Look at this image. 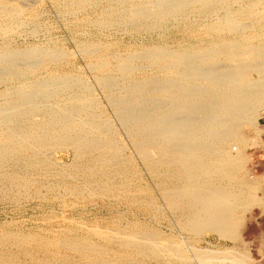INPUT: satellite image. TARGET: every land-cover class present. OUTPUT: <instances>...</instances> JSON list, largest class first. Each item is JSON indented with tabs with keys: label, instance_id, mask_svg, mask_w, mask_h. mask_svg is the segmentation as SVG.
<instances>
[{
	"label": "bare ground",
	"instance_id": "bare-ground-1",
	"mask_svg": "<svg viewBox=\"0 0 264 264\" xmlns=\"http://www.w3.org/2000/svg\"><path fill=\"white\" fill-rule=\"evenodd\" d=\"M85 1L86 0H81V3H84ZM188 1L189 0H158V2H156L155 6L153 7L143 5L134 9V7H132L134 5L133 4L131 6L132 9L130 10L132 11L131 14L134 18H143L148 20L153 17H160L163 19L164 17H167V11L173 9L171 10L172 12L174 9H178L180 7L183 8L182 6L185 4L187 5ZM197 1L200 2L202 0H192L191 2L197 3ZM211 2H213L212 5L215 6H221L222 3L221 0H211ZM211 2L208 3L210 4ZM19 4L17 2L13 4L9 3V1L7 2V0H0V15L2 17H9L8 15H10V17L11 15H19L22 11L20 6L22 3L20 5ZM205 4L203 3L202 5L204 6ZM185 7L187 8V6H184V8ZM237 9H239V7H237ZM122 10H125V8ZM230 11H227L225 17L223 18V27H225L227 30H230V32L234 35L240 34L239 32L241 31L242 25L237 24L239 22H236V18L234 19L235 16L233 17L232 15L233 12L231 13ZM125 12L126 11L123 13ZM184 13L186 12H183V14ZM208 14L211 13L208 12ZM170 16L173 15L171 14ZM12 17L10 19H12ZM253 20L255 19L253 18ZM259 20L261 19H258L257 21ZM4 22L3 26L1 24L2 22L0 23V34H3V37L9 36L15 30L14 26L12 25L13 22L7 23V25L5 24L6 26H4ZM113 22H115V20ZM153 23H155V21ZM99 25L101 26V23ZM17 27L16 30L20 28V25L18 28ZM253 28L255 29V26ZM34 30H36V28ZM207 36L208 35L206 34V37ZM201 38H203V36ZM247 41L248 40L245 42ZM224 44L226 45L227 43ZM210 46L212 47V45ZM156 47L154 49H151L153 47L146 48L151 50L144 52L143 55L137 54L135 52L134 53L136 55H133V53L131 54L132 56L125 54L127 55V58L124 57L125 59L123 58L118 60L119 62H117V64L115 66L113 65L112 67L113 69L114 67L116 68V71L120 76L107 75L106 73L108 72H106L105 74L98 76V82L106 93V100L114 109V116L116 120L121 124L124 130L127 131L135 155L138 156V159L141 158L143 160L150 175L155 179L156 185L158 184L160 188L159 190L161 191V196L163 197L162 199L165 200L171 210L181 213L182 220H187V222L184 224V227L189 233L193 234V238L197 240L199 238L201 239L203 234L208 231L216 233L223 239L228 237L235 238L237 234L236 230L241 223L239 216L240 213L237 214V210H243L244 208L246 209V207L251 202L253 204L258 203L257 196H254V194L251 193L248 194L247 192V194H245L243 187H249L248 189H250V186H247L244 182H242L243 180L241 181L240 177L238 176L239 171L243 167L245 158H242L240 155H232V151L239 150L237 147H235L237 143L243 144L249 142V140L247 141L242 139L244 136L241 138L240 128L244 124H249L250 126L252 124L256 125L257 123L255 124V122L261 116L262 109H264V50L261 52L255 50V48L243 51L240 44L238 45V43H235L234 40L223 47V49L213 48L211 50L209 49L210 52L208 49L206 52H204V50H188L186 47L187 50L185 48L186 51H183V49V52L181 53L177 51L175 52L174 50L176 48H174V53L167 51L166 46V50L162 47V45V48ZM39 49H41L40 46L38 49L30 48L26 50L21 49V51L8 50L5 53L3 52V54L0 55V62L1 64L4 63V65L3 67H0V74L6 73V76L7 74L9 77L13 76L12 73L15 69L14 67L20 62L23 63H20L23 66L25 64L32 67L38 64H45L49 61L54 62L58 58L57 52L52 53L51 49V52H49V50L46 52L44 49H42L43 51ZM99 49L100 48L98 47H88L83 49V51L87 55H94L99 51ZM79 52H81V50H79ZM66 55L64 54L63 57H66ZM219 55H225L229 57L230 62L226 64L223 62L220 63L221 61L219 62V58L217 60V56ZM69 56L71 57L70 54ZM109 56L111 57L110 54ZM140 58H142L144 61L146 60L151 65L156 64L155 66H157V69H159V74L162 73V75L134 79L135 76L133 77V73L137 69L141 68V66H135L134 62ZM91 61L92 65H90V63L89 66L94 67L93 71H95V69L98 70V74H100L99 71H106L103 70V64L105 63L100 64L94 62L93 60ZM141 64L142 63H140V65ZM17 68L19 69L20 67ZM66 73L67 75L65 73L58 74L56 72H52L48 74L47 77L43 76V78H40L39 80L21 83L19 86L17 84V88L7 91L4 94L6 96L8 95V97L10 96V98L6 100L4 106L0 108V116L2 118L0 120V185L3 183V185H5L10 191H13V189H16L17 191L23 189L27 192L28 180L30 179L27 178L28 174L31 172H40V169H42L45 165L47 166L52 161L54 164L59 163L58 157L56 156L58 150L61 152L70 151L69 153L73 154L77 164V166L73 168L75 173L86 168L89 173L96 174L99 171H105L106 168L110 167L111 164L119 166V172L116 170L115 171L118 172V175L122 178L120 179L123 181V184L127 183V180L131 178L129 176L133 175L132 172L130 173L132 169L131 159H127L123 156L122 151L124 148L120 146L122 143L119 145V143L116 141L115 137L117 132L114 129V125L109 120L110 118L108 119L107 116L100 112L101 110L99 111V108L97 110L95 107L96 105H94L95 98L92 99V97L88 95V88L84 82L77 80L75 78L77 76L71 77L70 75L68 76V72ZM15 76L17 77L16 74ZM81 76L82 75H80V77ZM121 92H123V94H121ZM6 96L4 97L6 98ZM91 108L94 109L93 112L90 110ZM83 113L86 114L87 118L84 116L86 121L84 123H80L81 120L79 117ZM234 142H237L235 146ZM253 142L256 144L255 140ZM229 147H231L230 150L227 149ZM97 165H99L100 168L97 169ZM111 168L112 167H110V169ZM18 169H24V171L18 173ZM113 174L115 175L116 173ZM111 181L113 180H110V182ZM103 183L107 182L103 181ZM94 184L97 183L95 182ZM116 186L118 187L119 185ZM111 188L102 189V193L109 192L114 198H117L116 200L130 199L132 200V203L138 206H154L153 202L151 201L138 199L145 193V190L143 187L139 186V184H133L132 187L120 189ZM61 190H63V188ZM65 191L66 193L72 195H79L87 192L86 188L84 187L75 189L67 188ZM252 191L253 190H251V192ZM19 192L20 191H18V193ZM19 194L21 195V192ZM64 195L65 194H61L57 197L60 198ZM259 203H261V201H259ZM181 222L182 221H180L179 228L185 231L186 229L181 226ZM80 226L84 227L82 225ZM88 228L89 231L86 232L87 235H84L80 238L78 237L79 239L77 237V239H75L76 235L74 236V239L72 237V239H64L58 237L57 235L55 237L52 236L51 238L49 236H43L44 234L22 235L19 234L20 232L0 233V264H20L22 261L21 259L23 258L20 257L21 255L18 253L13 254L4 252L3 249L5 247L15 246V248H17L16 246H22V251H25L26 248H28L26 246L32 244L37 246H33L35 249L37 248V251L27 253V256L36 255L35 253L39 252L41 249L40 247H42L41 251H43L42 254L46 256L45 261L47 263L51 257L50 255L59 260L62 257H66V252L69 253L70 250L78 254L80 257L82 256V258L84 256V258L88 257V262L86 264H114L111 256L108 258L106 257L107 255H104V252L102 251L106 249L104 245L118 246L119 248L123 249L133 248L137 250V253L140 255V257L158 258V260H160L162 257H169L170 259L186 263L192 260L188 258L184 245L172 235L169 236L162 232L152 233L153 231H151V229V233H149L143 231L135 232V229L133 232H126L108 231L107 229L104 230L96 226H88ZM122 228L123 227H121V229ZM88 235L101 240L103 245L94 243L93 240L88 237ZM188 248L194 255V259L201 264H251L249 263L251 259L247 254L240 252L238 253L231 248L224 249L222 251H218L213 248L210 249L208 247L197 248L194 245H190ZM61 250H63L64 253H62ZM121 255L124 257L123 254ZM27 256L24 257L27 259ZM127 257H124V260L128 259ZM134 261L132 263H134ZM37 262L39 261L37 260ZM125 262L128 261L126 260Z\"/></svg>",
	"mask_w": 264,
	"mask_h": 264
},
{
	"label": "rangeland",
	"instance_id": "rangeland-1",
	"mask_svg": "<svg viewBox=\"0 0 264 264\" xmlns=\"http://www.w3.org/2000/svg\"><path fill=\"white\" fill-rule=\"evenodd\" d=\"M8 1H9V3H13V4L15 2H17L18 4L22 3L21 5L20 4L19 5L22 8L21 13L23 12L22 13L23 16L21 13L19 15H11V17L12 16L13 17H12V19H10L11 18L10 15H8L9 17H6V16L2 17L0 15L1 16L0 23L2 22L1 23L2 26H3L4 21H6V22H4V26H6L7 23L13 22L12 25L14 26V29H15L14 32L11 33L9 36L3 37V34H0V52L2 51L0 53V55L3 54V52L5 53L8 50L9 51H16V50L21 51V49H23V50L30 49V48L38 49V47L40 46L41 49H39V50L44 49V51H46V52L48 50H49V52L52 51V53L57 52L58 58L54 62L49 61L45 64L35 65L36 67L35 66H32V67L27 66L25 64L23 66V65H21L23 63L20 62L21 64L18 63L19 65L18 64L15 65V67H14L15 69L12 73L13 76H10V77L8 76V74L6 76V73H1L2 75L0 74V108L2 106H4L6 100H8L10 98V96L8 97V95L7 96L4 95L5 92L14 90V88H17L21 83L39 80L40 78H43V76L47 77V75L52 73V72H56L58 74L65 73L66 75H67L66 72H68V76L69 75L71 77L77 76L75 78L79 81H83L84 84L87 86V88H88L87 93H89L88 95L91 96L92 99L95 98L94 99V102H95L94 105H96L95 107L97 108V110L99 108V111L101 110L100 112H102L105 116H107L108 119L110 118L109 120L114 125V129L117 132L116 137H115L116 141L119 143V145L122 143L120 146H122V148L125 149V150L123 149V151H122L123 156L127 159H131V164H132L131 168L132 169H131L130 173L132 172L133 177L129 176L131 178L127 180V183H124L125 184V186H124L123 181L121 180L122 178L118 175L119 166L111 165V164H110V167H112L111 169H110V167H107L105 171H103V172L99 171L96 174L89 173V171L86 168H85L86 170L84 169L85 171L82 170V171L75 173L73 168H75L77 166V164H76V160L74 159L73 154L72 153L70 154L69 153L70 151L61 152L58 150V152L56 153L57 154L56 156L58 157L59 163L54 164V162L52 161L53 163L51 162L47 166L45 165L42 169H40L41 170L40 172H31L30 174H28L27 178L28 179L30 178L29 179L30 181L27 179L28 180L27 192L23 189L18 190L21 192L22 196L19 194L20 192L18 193V191L16 189H13V191H10L9 189H7V187L5 185H3V183L0 185V187H1L0 188V233H4V232L19 233L20 232L19 234H22V235H25V234H33V235L34 234H41V235H43L44 234L43 236H45V237L49 236L51 238H52V236L55 237L57 235L58 237L64 238V239H72V238L74 239V236L76 235L75 239H77L78 237L80 238L84 235L85 236L87 235L86 232L89 231L88 226L89 227L96 226V227H99V228L104 229V230L107 229L108 231H126V232H133L136 230L135 232L143 231V232L151 233L150 232V229H151V231H153L152 233H158V232L161 233L162 232V233L169 235V236L172 235L173 237H175V239H178L184 245L186 252H187V255H188V258H190L192 260L186 263V262H180V261H177L174 259H170L169 257H162V258H160V260H158V258H149V257L147 258V257H142V256L140 257V255H138L136 249L128 248L129 249L128 250V249L119 248L118 246H111V245H104L106 249H104L102 251L104 252L105 256L107 255L106 257L110 258V256H111L112 260L114 261V264L116 262H117L116 264H136V263L137 264H201L200 262H198L197 260L194 259V257H193L194 255L192 254V252L188 248V246L194 245L197 248H204V247L207 248L208 247L210 249L213 248V249L218 250V251H222L224 249L231 248V249H234L238 253L240 252V253L247 254L249 256V258L251 259L249 261V263H251V264H264V251L262 249L259 250V248L257 247V244L255 243V239H256L255 235H257V237L263 236V231H264V177L258 176V175L262 174L263 172L261 170H258V167L255 165L254 155H253V153L255 151H258L261 148H264V124L262 121V117L264 116V109H262L261 116L256 120V122H255V124L257 123L256 125L252 124L250 126L249 124H247V125L244 124L240 128L241 138L244 136V138H242V139H245L247 141L249 140V142L243 143V144L234 142V146L237 143L235 147H237L239 150L232 151V155H240L242 158L243 157L245 158L243 167L239 171L238 176L240 177L241 181L243 180L242 182H244L247 186H250V189H248L249 187L248 188L243 187L245 194L251 193V194H254V196H257L258 203H254L255 204L254 205L251 202L246 207V209L244 208L243 210L242 209L237 210V214L240 213L239 216H240L241 223H240V226L238 227V229L236 230L237 234H236L235 238H229L228 237V238L223 239V238L219 237L216 233L208 231V232H205L203 234L201 239L199 238L197 240V239H194L193 234L189 233L188 230L184 227V224L187 222V220H182L181 213L174 212L173 210H171L169 205L165 202V200L162 199L163 197L161 196V191L159 190L160 188H159L158 184L156 185L155 179L150 175V173H149L148 169L146 168L143 160L141 158L138 159V156L135 155L134 150L132 148L131 141H130L129 136L127 134V131H125L124 128L121 126V124L116 120V118L114 116V109L111 107L109 102L106 100L107 99L106 93H105L104 89L101 87L100 83L98 82V80H99L98 76L105 74L106 72H108V73H106L107 75L120 76L119 73L116 71V68L115 67H114V69L112 68L113 65L115 66L117 64V62H119L118 60H121L124 57L127 58V55L132 56L131 54H133L134 52L137 54L143 55L144 52L151 50V49H154L156 46L159 48L163 47L164 49L166 46L167 51H170V52H174V51L176 52L177 51V52L181 53L183 51H186L187 48H188V50L189 49L190 50H194V49L195 50H204V52H206L208 49V51L210 52V50L213 48L223 49V47H225L228 43H230L231 41L234 40L235 43H238V45L240 44L243 51H245V50L247 51V50L256 48L255 50L262 52L264 50V43H263L264 42V37H263L264 36V0H240V1L239 0H221L222 1L221 6L212 5L213 2H211V0H202L200 2L197 1V3L196 2L192 3L191 2L192 0H189L188 4L184 5V6H187L188 10L186 7L184 8V6H182L183 8L180 7L181 9L180 8L174 9V11L177 13H175L174 11L171 12V10H173V9L167 11V17H164L163 19L160 17H156V18L153 17V18L148 19V20L143 19V18L142 19L141 18H134L131 14L132 11L130 9H132V7H134V9H135L138 6H143V5L148 6V7H151V6L153 7V6H155L156 2H158V0L157 1L156 0H150V1L149 0H123V2H122V0H86L84 3H81V0H76V1L75 0L74 1L73 0H65V1L64 0H7V2ZM193 1H196V0H193ZM212 1H215V0H212ZM227 1H229L230 3ZM118 2H121V3H118ZM208 2H211V3L209 4ZM125 3H127V4H125ZM203 3L204 4L206 3L204 5L205 7L202 5ZM225 4L226 5L228 4V5L226 6ZM114 6H115V8H114ZM198 6H199V8H198ZM77 7H79V8H77ZM123 7L125 8V10H122V9H124ZM237 7H239V9H237ZM108 8L111 10V12ZM241 10H243V11H241ZM73 11H75V12H73ZM124 11H126V12L123 13ZM196 11H197V13H196ZM227 11H230L231 13L233 12L232 15H233V17L235 16L234 19L236 18L235 19L236 22H239L237 24L242 25L241 31L239 32L241 35L240 34L234 35L230 32V30H227L225 27H223V25H224L223 24L224 23L223 18L225 17ZM183 12H186V13L183 14ZM203 12H205V13H203ZM208 12L211 14H208ZM194 13L197 15H195ZM126 14H128V15H126ZM171 14L173 16H170ZM111 15H113V16H111ZM243 16H245V17H243ZM248 16H250V17H248ZM251 16L255 20H253V18ZM254 16H256V17H254ZM106 17H108V18H106ZM185 17H186V19H185ZM94 19H95V21H94ZM103 19H105V20H103ZM129 19H131V20H129ZM256 19L257 20L261 19L262 21L261 20L257 21ZM8 20H9V22H8ZM14 20H15V23H14ZM114 20H115V22H113ZM119 20H121V21H119ZM125 20H126V22H125ZM154 21L156 24L153 23ZM216 21L219 23H217ZM243 21L246 23H244ZM107 22H108V25H107ZM146 22H148V23H146ZM255 22H257V23H255ZM100 23H101V26L99 25ZM113 23H114V25H113ZM243 23H244V25H243ZM102 24H104V25H102ZM119 24H121V25H119ZM123 24H124V26H123ZM133 24H135V25H133ZM245 24H246V26H245ZM19 25H20V28H18ZM210 25L212 26V28ZM253 25L255 26V29L253 28L254 27ZM16 27L18 28L17 30H16ZM34 27L36 28V30H34L35 29ZM147 28H149V29H147ZM206 29H208V30H206ZM256 29H257V31H256ZM202 31H203V33H202ZM242 32H244V33H242ZM211 33H213V34H211ZM206 34L208 35L207 36L208 38L206 37ZM238 35H239V39H238ZM202 36H203V38H201ZM248 37H249V39H248ZM229 39H231V40H229ZM250 39H252V40H250ZM260 39H262L263 41ZM246 40H248V41L245 42ZM197 43H198V46H197ZM212 43H214V44H212ZM224 43H227V44L225 45ZM249 43H250V45H249ZM101 44H104V45H101ZM161 45H162V47H161ZM163 45H165V46H163ZM210 45H212V47ZM261 45H262V47H261ZM92 46L94 48L98 47L100 49L94 55L91 54L92 55L91 56L89 54L90 55L89 56L83 51V49L88 48V47L93 48ZM188 46H190V47H188ZM191 46H193V47H191ZM247 46L248 47L251 46V47L248 48ZM131 47H132V49H131ZM151 47H153V48H151ZM245 47H246V49H245ZM146 48H151V49H146ZM174 48H176V49L174 50ZM185 48H186V50H185ZM196 48H198V49H196ZM257 48H259L260 50ZM50 49H51V51H50ZM103 49H104V51H103ZM106 49H107V52H106ZM139 49H141V50H139ZM79 50H81V52H79ZM59 52H61V53H59ZM63 52L65 55L66 54H68V55H66V57L65 56L63 57V55H64ZM135 53L133 55H136ZM69 54L71 55V57L69 56ZM109 54L111 55L112 58L109 56ZM125 54H127V55H125ZM59 56L61 59L59 58ZM219 56H217V60L219 58V62L221 61L220 63L223 62L226 64V63L230 62L229 57H227L225 55H219ZM141 59L142 58H140L134 62L135 66H141L140 69H137L133 73L134 74L133 77L134 76L136 77V78L134 77V79H142V78H146L148 76L153 77L156 75L157 76L162 75V73L159 74V71H158L159 69H157V66H155L156 64L151 65L146 60L144 61L142 59L143 60L142 61ZM91 60H93L94 62L100 63V64L105 63V64H103V70H106V71H104V72L99 71L100 74H98V70H96V69H95V71H93L94 67L89 66L90 63H91L90 65H92ZM146 62H147V64H146ZM140 63H142V64L140 65ZM148 64H149V66H148ZM3 65H4V63L1 64V62H0V67H3ZM44 66H46V67H44ZM17 67H20V68L18 69ZM24 68H26V69H24ZM33 68H35V69H33ZM17 69H18V71H17ZM20 70H22V71H20ZM109 70H110V72H109ZM138 70H139V72H138ZM115 72H117V73H115ZM15 74L17 75V77L15 76ZM80 75H82V76L80 77ZM21 76H24V77H21ZM9 78H10V80H9ZM95 78H96V80H95ZM25 79H26V81H25ZM17 84H18V86H17ZM121 94H123V92H121ZM4 96H6V98ZM98 106H100V107H98ZM90 110L92 112L94 111V109H92V108ZM84 116H86L85 113L81 114L80 117L78 116L79 119L81 120L80 123H82V122L84 123L86 121L87 116H86V118H84ZM1 119L2 118L0 116V120ZM253 125H254V127H253ZM253 139L255 140L256 144H254ZM119 140H120V142H119ZM251 140H253V141H251ZM230 148L231 147H229L227 149L230 150ZM129 156H130V158H129ZM65 162L67 165L65 164ZM62 163H63V165H62ZM98 168H100L99 165H97V169ZM24 169H18L17 171H18V173H21L22 171H24ZM50 170H52V171H50ZM54 170L55 171L57 170V171L55 172ZM115 170L118 172H116ZM137 171H139V172H137ZM50 172H51V174H50ZM62 172H64V173H62ZM113 173H116V174L114 175ZM44 174H46V175H44ZM83 175H85L86 177ZM102 175H103V177H102ZM30 176H32V177H30ZM33 177H35V178H33ZM67 178H68V180H67ZM54 180H55V182H54ZM88 180H90V181H88ZM110 180H113V181L110 182ZM36 181H38V182H36ZM79 181H81V182H79ZM84 181L86 182V184ZM103 181H105L107 183H103ZM128 181H130V182H128ZM72 182H73V184H72ZM95 182L97 184H94ZM125 182H126V180H125ZM133 184H139V186L143 187V189L145 190V193L142 195V197H140L138 199L139 200L144 199L146 201L153 202V205H154L153 207H149L148 205L138 206V205L132 203V200H130V199H127V200L126 199H118V200H116L117 198H114L113 195L110 194L109 192L102 193L103 192L102 189H108V188L110 189L111 187L113 189L114 188L120 189V188L132 187ZM116 185H119V186L117 187ZM39 186H40V188H39ZM5 187H6V189H5ZM80 187L86 188V191L88 193L84 192L83 194H79L80 195L79 196V195H72V194L66 193V191H65V189H67V188L75 189V188H80ZM62 188H63V190H61ZM34 189H35V191H34ZM97 190H98V192H97ZM251 190H253L252 192H254V193H252ZM89 191H90V193H89ZM40 193H42V194H40ZM60 193L65 194L63 197H60L61 199L57 197V196L61 195ZM42 195L44 196V198ZM45 196H47V197H45ZM259 201H261V203H259ZM155 204H156V206H155ZM70 207H72V208H70ZM51 209L52 210L54 209V210L52 211ZM47 218H49V219H47ZM66 218H67V221H66ZM180 221H182L181 226H183V228L187 230V233H186V230L183 231V230H181V228H179L180 227V225H179ZM53 222H55V223H53ZM61 222H62V224H61ZM80 225L84 226L85 228L81 227ZM50 227H52V228H50ZM121 227H123V228L121 229ZM49 231H52V232H49ZM57 232L59 235L57 234ZM88 237H90V235H88ZM90 238L93 240L94 243L99 244V245H103L101 240L96 239L94 237H90ZM33 246L37 247L33 244L27 245L26 246V247H28V248H26L27 252H26V250L22 251L23 250L22 246H16L17 248H15V246L5 247L3 249V251L6 253H13V254L18 253L19 255H21L20 257H23L21 259L22 264L23 263L24 264H37V263L38 264H44L46 262L45 261L46 256L44 254H42L43 253V251H41L42 247H40L41 249L39 250V252L35 253L36 255H34V256H36V257L27 256V253H32V252L37 251V248L35 249ZM33 250H35V251H33ZM51 250L54 251L53 249H51ZM61 252L64 253L63 250H61ZM66 253H67L66 257H62L59 260H57V258H54L52 255H50L51 257L48 260V263L46 262L45 264H74V263L78 264V262H79V264H86L88 262V257L84 258L85 257L84 256L82 258V256L80 257L78 254H76L70 250H69V253L68 252H66ZM71 253H73V254H71ZM121 254H123L124 257L128 256L127 257L128 259L125 258L128 262H125L126 260H124V257H122ZM42 255H43V257H42ZM115 255L117 258L115 257ZM118 255H119V258H118ZM24 256H27L28 258L26 259V257H24ZM135 256H137V257H135ZM33 258H34V260H33ZM64 258H66V259H64ZM37 260L39 262H37ZM80 261H82V262H80ZM133 261H134V263H132Z\"/></svg>",
	"mask_w": 264,
	"mask_h": 264
},
{
	"label": "crops",
	"instance_id": "crops-1",
	"mask_svg": "<svg viewBox=\"0 0 264 264\" xmlns=\"http://www.w3.org/2000/svg\"><path fill=\"white\" fill-rule=\"evenodd\" d=\"M253 155H254L255 165L258 167V170H261L263 172L258 176L264 177V148L255 151ZM255 238H256L255 243L257 244L259 250L262 249L264 251V231H263V236L257 237V235H255Z\"/></svg>",
	"mask_w": 264,
	"mask_h": 264
},
{
	"label": "built area",
	"instance_id": "built-area-1",
	"mask_svg": "<svg viewBox=\"0 0 264 264\" xmlns=\"http://www.w3.org/2000/svg\"><path fill=\"white\" fill-rule=\"evenodd\" d=\"M262 121H263V124H264V116L262 117Z\"/></svg>",
	"mask_w": 264,
	"mask_h": 264
}]
</instances>
